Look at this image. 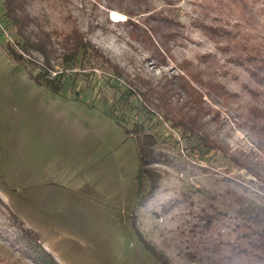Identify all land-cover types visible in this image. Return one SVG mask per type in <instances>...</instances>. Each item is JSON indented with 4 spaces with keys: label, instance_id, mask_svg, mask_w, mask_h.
<instances>
[{
    "label": "rangeland",
    "instance_id": "rangeland-1",
    "mask_svg": "<svg viewBox=\"0 0 264 264\" xmlns=\"http://www.w3.org/2000/svg\"><path fill=\"white\" fill-rule=\"evenodd\" d=\"M31 7L49 25L76 23L120 73L102 61L67 67L54 59L49 73L63 71V85L50 90L34 77L39 67L9 53L15 35L0 0V264H38L45 251L61 264H161L136 227L169 264H264L231 206L237 195L264 204V138L246 125L251 107L264 108V82L238 46L264 49V0H35ZM156 12L180 30L161 49L163 62L136 38ZM31 55L43 66L38 52ZM186 65L231 93L223 99L200 87L220 113L206 127L218 147L185 146L148 93L165 76H187ZM135 123L157 137L149 165L157 187L145 202ZM141 184L149 187L150 177ZM20 221L39 239L29 240Z\"/></svg>",
    "mask_w": 264,
    "mask_h": 264
},
{
    "label": "trees",
    "instance_id": "trees-1",
    "mask_svg": "<svg viewBox=\"0 0 264 264\" xmlns=\"http://www.w3.org/2000/svg\"><path fill=\"white\" fill-rule=\"evenodd\" d=\"M34 1L1 0L3 21L14 30L15 35V45H12L8 41L9 53L24 66L27 63H31L39 67L40 71L34 75L39 83L46 85L54 92L61 91L63 85L62 78L64 77L63 71L57 73L55 76H51L49 73L55 67L51 63L54 59H60L62 64L67 67L76 64L79 59L81 61L86 59V61H89V64L93 61H102L112 66L116 73H120L118 66L87 38L86 33L76 23L67 25V27H58L56 25H49L50 21L48 19L42 20L39 15H34L31 7ZM232 1L235 3L238 0ZM250 13V16H244L249 22L253 16L257 15V12L251 11ZM151 15L153 16L152 18H156V22L152 24L148 23L147 20L145 21L148 24L146 27L138 25L136 28V38L142 42L144 47L153 56H161L160 62H163L164 55L161 54V49L165 50L167 47L166 42L171 37L172 40H175L180 30L176 25L167 24L171 17L165 18L159 12ZM172 22H176L173 13ZM223 32L230 34L228 30H223ZM239 43L243 44L238 46H244L242 50L247 52L246 59L252 64L250 72L261 85L260 82H264V49L260 45L250 43V41H246L245 43L240 41ZM35 51L42 56L43 66H38L37 61L35 62L32 58L31 54ZM182 70L187 76L181 72L173 74L171 78L165 76V80L159 81L157 86L149 85L148 93L153 96L155 95L157 99L161 100L160 103H156L157 106L163 108V110L165 109L166 118L171 123L170 126L181 130L185 146L192 148L199 146L208 149L218 147L206 127L210 120H217L220 113L212 109L210 104L206 103V100L204 101V92L200 87H206V89L214 91L217 96L223 99H226L227 95L231 93L220 81L216 83L205 82L199 76L198 71L194 70L191 65L184 66ZM175 96H178L175 98L177 102L172 100ZM261 107H251L249 111L253 115L252 118H247L246 125H249L264 138V127H261L264 124V108ZM133 129L137 134L142 132V135H138L140 177L138 191L142 193L141 201L145 202L149 193L157 187V174L152 173V169H149L150 160H152V156L154 155L153 146L157 143V137L151 131H144L143 124L135 123ZM144 175L150 177L151 185L149 187L146 185L142 186L141 184V179ZM142 190H145L148 194L143 195L144 192ZM236 199L235 205H231L234 209L233 213L242 219L245 228H249L252 231L250 235H244L242 238L247 239L249 247L255 249V257L264 262V204L247 201L242 195H237ZM20 226L29 240L39 239V234L35 233V230H27L26 227L22 226L21 221ZM135 230L153 256L161 264H169L168 260L161 256L154 246L149 245L137 227ZM242 238H240V241ZM241 251L246 252L247 250L241 249ZM45 254L47 258H43L42 262L38 264H61L52 253L45 251Z\"/></svg>",
    "mask_w": 264,
    "mask_h": 264
}]
</instances>
